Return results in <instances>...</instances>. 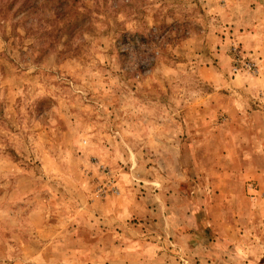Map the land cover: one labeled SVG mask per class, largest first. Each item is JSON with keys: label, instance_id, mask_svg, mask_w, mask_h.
Returning <instances> with one entry per match:
<instances>
[{"label": "rangeland", "instance_id": "obj_1", "mask_svg": "<svg viewBox=\"0 0 264 264\" xmlns=\"http://www.w3.org/2000/svg\"><path fill=\"white\" fill-rule=\"evenodd\" d=\"M263 69L264 0H0V264H264Z\"/></svg>", "mask_w": 264, "mask_h": 264}, {"label": "crops", "instance_id": "obj_2", "mask_svg": "<svg viewBox=\"0 0 264 264\" xmlns=\"http://www.w3.org/2000/svg\"><path fill=\"white\" fill-rule=\"evenodd\" d=\"M264 71V69H263ZM262 71V72H263ZM255 80V78H253ZM253 93V101L255 100V108L251 109L250 113L244 112V127H242L245 133L248 132V128H251L253 131L260 133L264 130V73L260 74L256 79V85L251 90ZM262 104L261 110L259 104ZM252 108V107H251ZM242 139V138H241ZM240 139V140H241ZM239 140V141H240ZM246 138H244V141ZM256 140H259V137H256ZM242 142V140L240 141ZM254 213V212H253ZM227 238V237H226Z\"/></svg>", "mask_w": 264, "mask_h": 264}]
</instances>
